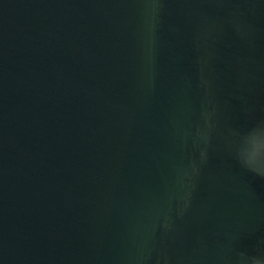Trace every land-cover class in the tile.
I'll use <instances>...</instances> for the list:
<instances>
[{
    "label": "water",
    "instance_id": "water-1",
    "mask_svg": "<svg viewBox=\"0 0 264 264\" xmlns=\"http://www.w3.org/2000/svg\"><path fill=\"white\" fill-rule=\"evenodd\" d=\"M0 264H264V0H0Z\"/></svg>",
    "mask_w": 264,
    "mask_h": 264
}]
</instances>
